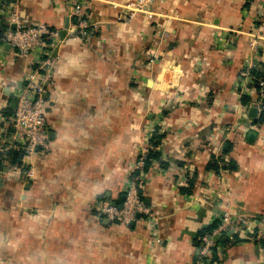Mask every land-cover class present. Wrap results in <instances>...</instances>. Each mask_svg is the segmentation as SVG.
<instances>
[{"label": "crops", "instance_id": "0c3cea01", "mask_svg": "<svg viewBox=\"0 0 264 264\" xmlns=\"http://www.w3.org/2000/svg\"><path fill=\"white\" fill-rule=\"evenodd\" d=\"M66 1L0 0V22L61 30L72 22ZM82 1L97 30L58 43L47 146L24 158V170L0 171V264H192L199 231L228 210L246 227L224 234L204 264H264V122L243 76L264 73V32L255 31L263 0H159L129 21L116 14L137 0ZM27 64L0 47V138ZM154 133L160 162L139 193L151 216L101 220L94 202H122ZM213 158L225 168L206 169Z\"/></svg>", "mask_w": 264, "mask_h": 264}, {"label": "built area", "instance_id": "2783aa9c", "mask_svg": "<svg viewBox=\"0 0 264 264\" xmlns=\"http://www.w3.org/2000/svg\"><path fill=\"white\" fill-rule=\"evenodd\" d=\"M159 0H137L130 2L116 14V21H129L138 13H147L149 8L155 6ZM158 3V2H157ZM69 18L66 35L73 39L88 37L97 30V23L93 22L85 10V2L82 0H67ZM255 31L257 36L264 32V0L257 14ZM58 29H51L45 24L33 26H22L15 23V27L6 29L0 36V47L7 45L12 48L16 58L27 60V71L21 83L13 92V100L16 107L8 117L7 125L9 133L0 138V153L9 149L21 150L25 156H30L36 149H44L47 146L46 131V95L47 82L53 74L57 56L53 57V50L58 46ZM154 56V54H152ZM155 58V57H154ZM243 76L252 84L253 78L249 76V70ZM258 96L256 108L264 112V80L258 79ZM244 128L253 129L252 124L245 126L237 125V129L244 131ZM152 146L144 144L137 155L133 170L138 171L134 179H126L124 186V200L117 205L107 199L96 200L93 204V211L101 219L112 224L128 226L135 219L136 213L141 216L150 217L151 212L138 196L135 186L136 180H144V160ZM246 227V218L225 211L219 218L216 226L198 239V246L195 251L192 264H204L212 258L214 251H219V239L226 233L241 231Z\"/></svg>", "mask_w": 264, "mask_h": 264}, {"label": "trees", "instance_id": "16d2710c", "mask_svg": "<svg viewBox=\"0 0 264 264\" xmlns=\"http://www.w3.org/2000/svg\"><path fill=\"white\" fill-rule=\"evenodd\" d=\"M3 2H7L8 0H1ZM0 36L2 35V33L9 28V26L4 25L2 22H0ZM53 29V28H51ZM249 76H251L254 80L252 82V86L253 88L257 91L258 90V83L257 80L258 79H262L264 80V73L260 72L258 70H250L249 71ZM241 104L243 106L248 105L249 103V99L246 96H242L241 97ZM12 110L9 108V106L4 110L5 116H10L12 114ZM255 121V120H254ZM256 121L259 123L264 122V112H261L260 116L256 119ZM256 122V123H257ZM9 130V127L7 128ZM161 140V135L154 133L150 139H149V143L152 146V148L154 150H150L147 153V156L144 160V166H143V173H147L148 169L151 167V165L154 162L159 163L160 162V157H159V153L155 151L156 147H158L159 143ZM27 156H25L24 152L21 150H14V149H9L7 151H5L4 153H0V171L3 170L4 168H7L8 166H17L18 168H20V170H24L26 168L25 163H24V158H26ZM219 160L213 158L210 162H208V164H206V169H213L216 172L222 168L224 169L225 167H222L219 164ZM229 164V163H228ZM160 166L163 168H165V164L164 163H160ZM229 167V166H228ZM229 169L231 170V166L229 167ZM138 176V171L136 170H132L131 173L129 174L127 179H134ZM144 180H136L135 181V186L137 189V193H141V185H143ZM188 186L186 188H182L181 192L184 195L190 194L191 189H192V181L189 180L188 181ZM123 196H124V192H123ZM140 197V196H139ZM123 202V201H122ZM120 202V204L122 203ZM217 223L212 224L211 226L205 227L203 229H201L198 233V239L200 238V236H202L205 233H209L215 226ZM235 242L238 241V238L234 237ZM223 244H225L224 242H221V239H219V246H222ZM262 247H264V241H261ZM216 251L213 252L212 257L213 259H215L216 257Z\"/></svg>", "mask_w": 264, "mask_h": 264}, {"label": "water", "instance_id": "95a60500", "mask_svg": "<svg viewBox=\"0 0 264 264\" xmlns=\"http://www.w3.org/2000/svg\"><path fill=\"white\" fill-rule=\"evenodd\" d=\"M67 27H68V23H66L65 24V26L63 27V29H61L60 30V32H59V41H62L64 38H65V36H66V29H67ZM56 52H57V46L54 48V50H53V57H55L56 56ZM46 97V96H45ZM262 102H264V99H262ZM11 107L13 108V109H15V107H16V102L13 100L12 102H11ZM256 113H257V110H256V108H252V109H250V116L251 117H255L256 116ZM228 148V144H226L225 146H224V150H226ZM138 196H140V194L138 193ZM124 200V196L122 197V201ZM117 207H118V209H121V205L119 204V205H117ZM141 217V215H140V213H136V215H135V218H140Z\"/></svg>", "mask_w": 264, "mask_h": 264}, {"label": "rangeland", "instance_id": "374dc122", "mask_svg": "<svg viewBox=\"0 0 264 264\" xmlns=\"http://www.w3.org/2000/svg\"><path fill=\"white\" fill-rule=\"evenodd\" d=\"M154 57H155V54H154Z\"/></svg>", "mask_w": 264, "mask_h": 264}]
</instances>
